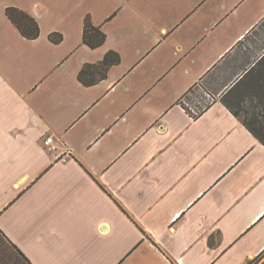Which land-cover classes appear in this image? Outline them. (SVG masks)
<instances>
[{"label": "crops", "instance_id": "0c3cea01", "mask_svg": "<svg viewBox=\"0 0 264 264\" xmlns=\"http://www.w3.org/2000/svg\"><path fill=\"white\" fill-rule=\"evenodd\" d=\"M263 22L264 0H0V264H263L264 145L227 106L264 80Z\"/></svg>", "mask_w": 264, "mask_h": 264}, {"label": "trees", "instance_id": "16d2710c", "mask_svg": "<svg viewBox=\"0 0 264 264\" xmlns=\"http://www.w3.org/2000/svg\"><path fill=\"white\" fill-rule=\"evenodd\" d=\"M6 15L10 19V21L17 27V29L21 32V34L30 40L37 39L40 36L41 29L39 23L32 17L30 14L16 7H8L6 8ZM50 39L52 42L59 44L63 40V36L61 34H52L50 35ZM106 40V35L99 27H96L91 22V19L88 17L85 22L84 29V43L90 46L91 48H97L101 46ZM115 53H109L102 64L98 66H90L87 65L85 69L82 71L80 75V80L85 85H92L97 83L98 80L105 78L106 71L112 64L119 63L120 59L117 55L114 57ZM94 68L97 71H101L100 79H86L84 77V73L87 69ZM227 106L231 109V111L240 118L245 126L263 143L264 145V126L256 122V120H250L246 118H242L238 109H235L231 106L230 103H227ZM264 264V263H263Z\"/></svg>", "mask_w": 264, "mask_h": 264}, {"label": "rangeland", "instance_id": "374dc122", "mask_svg": "<svg viewBox=\"0 0 264 264\" xmlns=\"http://www.w3.org/2000/svg\"><path fill=\"white\" fill-rule=\"evenodd\" d=\"M261 30L264 31V22L261 24ZM261 85L264 86V80L249 86L253 92H234L228 100L233 108L239 110L242 118L254 119L264 126V92H259Z\"/></svg>", "mask_w": 264, "mask_h": 264}, {"label": "built area", "instance_id": "2783aa9c", "mask_svg": "<svg viewBox=\"0 0 264 264\" xmlns=\"http://www.w3.org/2000/svg\"><path fill=\"white\" fill-rule=\"evenodd\" d=\"M193 112L195 113L194 109ZM53 142V138L52 137H48L44 140V144L45 146H49L51 143Z\"/></svg>", "mask_w": 264, "mask_h": 264}]
</instances>
